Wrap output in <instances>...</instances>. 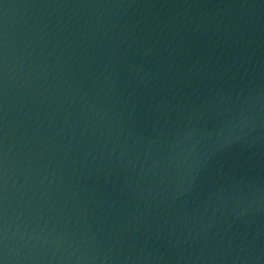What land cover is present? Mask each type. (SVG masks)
Masks as SVG:
<instances>
[{
	"label": "water",
	"instance_id": "water-1",
	"mask_svg": "<svg viewBox=\"0 0 264 264\" xmlns=\"http://www.w3.org/2000/svg\"><path fill=\"white\" fill-rule=\"evenodd\" d=\"M0 264H264V0H0Z\"/></svg>",
	"mask_w": 264,
	"mask_h": 264
}]
</instances>
